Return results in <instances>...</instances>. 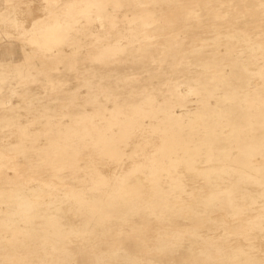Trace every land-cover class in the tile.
Instances as JSON below:
<instances>
[{
    "label": "rangeland",
    "instance_id": "obj_1",
    "mask_svg": "<svg viewBox=\"0 0 264 264\" xmlns=\"http://www.w3.org/2000/svg\"><path fill=\"white\" fill-rule=\"evenodd\" d=\"M16 1L0 0V13L16 19V13L11 11ZM7 6H11L8 11L2 9ZM122 10L123 0H75L63 14V19L73 16L74 21L70 22L72 25L62 39L49 45L39 39L38 31L34 40L33 35H20L18 40H13V36L0 30V54L6 59H17L29 51L40 54L51 51L64 61L62 65L57 63L52 73L62 76L63 66L70 64L72 58L89 59L94 52L104 51L108 44L106 33L112 28L118 29V23L131 27ZM148 27L154 28L152 39L158 38V42L153 43L158 52L164 48L162 40L169 34L161 32V21ZM181 35L182 30H179L174 37L178 40ZM234 43L238 50L249 46L241 40ZM257 51L252 52L255 57H258ZM12 62L16 61L12 59ZM85 66L82 80L77 83L68 80L64 89L40 88L39 83L44 78L36 67H22L21 72L29 80L26 86L15 79L0 80V107H10L9 142L24 139L28 142L29 155L43 157L52 153V161L59 167L63 164L59 154L62 150L86 151L91 154L86 158L89 163L98 152L101 155L97 156L98 160L108 157L106 162L112 164V177L100 188L93 179L101 173L93 175L83 171L71 177L66 169H61L57 172L58 186L56 180L47 178L39 193L19 191L16 197L21 200L34 195L50 205L54 191L63 195L65 191L71 192L72 186L81 187L78 196L85 207L77 228L48 222L40 236L29 235L27 228L15 224L13 212L20 217L27 214L23 201L11 209H3V202L15 192L0 187V264H220V260L221 264H249L246 262L248 248L243 244L235 250L232 248L238 237L234 230L236 225L219 218L223 213L228 216L237 213L234 204L237 195L232 186L236 181L255 184L253 198L264 197V115H259L252 107L264 93L229 94L227 90L234 80L240 85L248 82L243 57L236 60L235 69L231 71L225 61L221 64L223 73L230 71L232 79L210 74L200 83L187 78L178 79L175 86L172 81L166 82L172 83L169 86L173 88V98L168 99L146 85L155 84L143 78L146 75L126 81L105 79L107 75H90V71L103 70L91 69L92 63ZM10 69L13 71L14 67ZM0 70L5 72L1 65ZM22 91H26V96L22 102L18 101L19 105H13ZM63 91L65 94L59 93ZM88 96L94 100H87ZM9 99L12 101H7ZM203 130L209 134L211 144L198 139ZM125 133H129L130 138L121 148L107 145L108 137ZM190 135H197L198 140L192 146L172 144L176 138L180 141ZM6 143L7 139L0 136V149ZM1 156L4 160L10 158L8 153ZM200 157L208 160L202 162ZM41 161V166L47 165V161ZM132 162H135V170L145 175L157 169L160 176H166L167 172L161 168L170 164L192 171L171 179V185L163 189L156 186L154 191L146 193L141 188L143 185L137 184L140 174L124 170ZM222 166L227 169L221 170ZM189 173L200 182L214 179L218 185L229 183L230 186L213 189L205 198L198 197L202 205L183 200L189 210L183 214L182 208L174 205L181 200L180 194L198 196L196 186L189 184L192 178ZM247 207L255 215V225L261 228L259 234L264 237V212L250 200ZM152 224L160 225L154 230L164 232L156 244L149 243ZM173 230L176 233L171 236ZM198 243L207 247L201 248ZM39 246L45 249L40 250ZM211 248L226 250L229 254L213 257L209 253ZM203 258L206 263L200 261ZM253 264H264V254Z\"/></svg>",
    "mask_w": 264,
    "mask_h": 264
},
{
    "label": "bare ground",
    "instance_id": "obj_2",
    "mask_svg": "<svg viewBox=\"0 0 264 264\" xmlns=\"http://www.w3.org/2000/svg\"><path fill=\"white\" fill-rule=\"evenodd\" d=\"M74 2L75 0H17L11 9L16 13V19L0 13V30L11 35V37L13 36V40H18L17 36L20 35H33L32 40H34L36 32L39 31V39L50 45V43L62 39L65 32L71 27L72 23L70 22L74 21V17L70 16L68 19H63V14L69 11ZM10 7L7 6L2 9L8 11ZM122 12L129 19L126 21L128 24H132L131 27H125L118 23V29L112 28L106 33L108 44H106L104 51L94 52L92 58L89 59L78 56L72 58L70 64L67 63L63 66L64 74L62 76L56 77L52 73V69L58 66L57 63L64 64V61L57 55H53L51 51L41 54L37 51H29L17 59H6L0 54V65L5 70V72L0 70V80L15 79L21 86H26L29 80L21 72L22 67L25 69L36 67V70L44 78V81L39 83L40 88L58 87L64 89L68 80L75 81L74 83L80 82L82 80V67L92 63L91 69L103 71H90V75H107L105 79L117 78L126 81L146 75L143 78L155 83L152 86L148 83L146 85L168 99L173 98L172 86H175L180 78H187L196 83H200L203 78L206 79V76L210 74L226 80L232 79L230 71L235 69L236 60L243 57L245 77L248 82L240 85L234 80L227 88L228 93L243 95L252 92H254L253 94L256 92L264 93V85L258 86L259 83L264 84V0H123ZM130 20H134L136 23L133 24ZM126 21L121 20L124 24ZM156 21L162 22L161 32L169 34L167 39L162 40V43L165 44L164 48L158 52L153 45V43L158 42V38L152 39L154 28L148 27ZM181 25L182 29H180ZM179 30H182V35L177 40L174 34ZM116 31L119 32L116 34ZM237 40L248 42L249 46L238 50L234 43ZM254 50H258L256 52L258 57L253 55ZM12 59L16 62H12ZM224 61L230 68L228 73H223L220 67ZM15 66L17 67L15 68ZM10 67H14V70L11 71ZM198 68L201 70L198 71ZM87 69L89 68L87 67ZM236 76H239V73L238 75L236 73ZM169 81H172L173 84L166 83ZM171 84L172 86H169ZM108 91L110 88L107 89ZM59 93L65 94L64 91ZM18 94L20 96L13 105H19L18 101L22 102L27 93L22 91ZM86 99L94 100L93 97L89 96ZM262 99L256 104L253 103L252 106L259 115H264V95ZM9 110L10 107H0V136L7 139L6 145L0 149V187L13 190L15 193H11L10 197L3 202V206H5L3 209H11L16 203L23 201V207L27 214L20 217L13 212L12 218L15 224L21 228H27L29 235L37 234L40 236L48 222L66 223L77 228L76 224L83 219L82 210L85 207L84 201L78 196V193L82 192L79 184L72 186L71 192L65 191L63 195L54 191L51 195L50 205H45L39 196L33 195L21 200L16 195L19 191L39 193L41 188L46 185L47 178L56 180L58 186L60 181L57 172L61 169H66L71 177L77 172L83 171L93 175L101 173L100 177L93 179L97 187L100 188L108 184L112 177V164L106 162L110 158L98 160L97 156L101 155L96 152L91 157L92 162L89 163L90 161L87 162L86 158L91 154L86 151L67 152L62 150L59 154L62 156L63 164L59 167L52 161V153L45 154L43 157L41 154L31 156L29 155L28 142H25L24 139L8 141L9 121H11ZM19 134H24V132L19 131ZM129 135V133L122 136L112 135L107 138V145L113 144L121 148L130 138ZM208 135L207 131L203 130L198 135L200 136L198 139L211 144L208 141ZM196 136L190 135V137L181 138L180 141L176 138L172 144L181 143L184 146H192L198 141ZM158 140L161 141L160 138ZM2 153H8L10 158L4 160L1 156ZM42 159L47 161L46 166L40 165ZM199 160L203 162L208 159L200 157ZM134 163L127 164L124 170L126 173L140 174L137 175V184H142L141 188L146 193L154 191L156 186L163 189L171 185V179L182 177L183 172L192 171L191 168L182 169L177 165L170 164L168 167L161 168L167 172L166 176H160L157 169H153L151 174L145 175L144 172L135 170ZM87 164L90 166L87 167ZM198 169L207 174L212 173L202 168H196V170ZM220 169H227V167L222 166ZM189 174L192 177L189 184L196 186L198 196H192L191 193L186 192L180 194L181 200L175 201L174 205L181 207L183 214L189 211L183 205V200L193 202L194 205H202L197 200L198 197L205 198L210 195L213 189L230 186L229 183L218 185L214 179L200 182L193 173ZM254 185L253 183L246 185L236 181L232 186L237 195V199L234 201L237 206V213L232 216L223 213L219 217L227 224L232 222L236 225L234 230L238 237L232 248L235 250L241 244L248 248L246 252L249 258L246 262L249 264H253L264 254V237L259 234L261 228L256 227L255 215L247 207V202L250 200L251 204H255L264 212V197L253 198L256 193ZM214 219L217 220V218ZM158 226L160 225H151V231L148 232L149 243L156 244L158 237L164 234L162 230H154ZM175 233L176 231L173 230L171 236ZM165 234H169V232H165ZM198 246L207 247L200 243ZM39 247L40 250L45 249L42 246ZM209 253L213 257L218 256V254L225 257L229 254L226 250H213V248ZM158 256L161 257V254ZM141 261L143 262V260ZM200 261L202 263L207 262L205 258Z\"/></svg>",
    "mask_w": 264,
    "mask_h": 264
}]
</instances>
